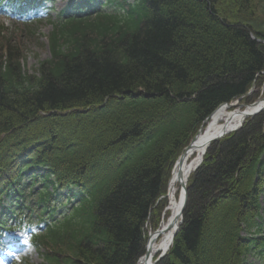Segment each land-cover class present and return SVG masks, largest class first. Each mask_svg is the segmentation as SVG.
Returning <instances> with one entry per match:
<instances>
[{
  "label": "trees",
  "instance_id": "16d2710c",
  "mask_svg": "<svg viewBox=\"0 0 264 264\" xmlns=\"http://www.w3.org/2000/svg\"><path fill=\"white\" fill-rule=\"evenodd\" d=\"M7 1L0 7L12 11L38 5ZM258 2L68 0L33 19L53 31L32 72L0 39V250L31 200L44 264H137L204 121L259 98L246 97L264 86ZM187 190L183 223L157 264L264 259V112L210 146Z\"/></svg>",
  "mask_w": 264,
  "mask_h": 264
},
{
  "label": "bare ground",
  "instance_id": "6f19581e",
  "mask_svg": "<svg viewBox=\"0 0 264 264\" xmlns=\"http://www.w3.org/2000/svg\"><path fill=\"white\" fill-rule=\"evenodd\" d=\"M263 106L264 102L263 105L251 104L244 107L222 105L210 116L201 132L192 138L174 165L166 192L158 204L162 205L161 221L156 229L149 230L145 254L137 264H155L161 254L171 250L175 234L183 221L182 210L189 179L205 157L204 152L211 139L225 131H232L249 120V114Z\"/></svg>",
  "mask_w": 264,
  "mask_h": 264
},
{
  "label": "rangeland",
  "instance_id": "374dc122",
  "mask_svg": "<svg viewBox=\"0 0 264 264\" xmlns=\"http://www.w3.org/2000/svg\"><path fill=\"white\" fill-rule=\"evenodd\" d=\"M63 6L64 2L61 0H57L55 3L57 10H60ZM257 16H259L260 23L264 24V2L257 3ZM52 31L53 26L44 21L40 24L33 23L25 26L13 20L0 18V39H4L3 41H12V45H15L22 51L23 57H25V68L30 72L38 67L40 61L49 57L48 38ZM251 95H257V97H259L257 101L262 99L264 97V86L261 89L254 88V92ZM238 105L246 104L240 101ZM262 203L264 207V202ZM160 221L161 214L157 220L152 217L146 228L147 238L149 230L156 229ZM14 235L15 234L12 236L10 235L7 239H14ZM22 239H24L23 235L20 236L21 241ZM21 243L24 245V248L20 254L15 255L16 262H21V260H23L25 264H44L41 254L38 253L28 241L23 240ZM246 264H264V259L259 260L255 257H250L247 259Z\"/></svg>",
  "mask_w": 264,
  "mask_h": 264
},
{
  "label": "water",
  "instance_id": "95a60500",
  "mask_svg": "<svg viewBox=\"0 0 264 264\" xmlns=\"http://www.w3.org/2000/svg\"><path fill=\"white\" fill-rule=\"evenodd\" d=\"M258 41H259V42H262V41H260V40H258ZM263 44H264V42H263ZM252 93H253V90H251V91L249 92V94H247L246 97L250 96ZM263 102H264V98H263L261 101H258V103H257V102L254 103L253 105H256V106H257V104H258V105H260V104L263 105ZM259 103H260V104H259ZM238 104H239V102H236V103L231 104V105H232V106H236V105H238ZM225 105H227V104H225ZM242 107H244V106H242ZM263 112H264V106L261 107L259 110H257V111H255V112L249 114L247 117H248V119H252V118L256 117L257 115H259V114H261V113H263ZM209 119H210V117H208V118L204 121V123H203V125L201 126L200 130L198 131V133L201 132V130L205 127V125H206V123H207V121H208ZM244 123H245V122H242L238 127L234 128V129H233L232 131H230V132L225 131V132H223V133H221V134L215 136L213 139H211V141L209 142V144H208L207 147H206V150H205V152H204V156L206 155L208 149L210 148V146H211L213 143L218 142V141H221V140H223L226 136H228V135H230V134H232V133L237 132L238 130H240V129L243 127ZM198 133H197V134H198ZM203 161H204V157H203L201 163L196 167L195 171H197V170L201 167V165L203 164ZM160 200H162V199H160ZM187 204H188V190H187V188H186V198H185V203H184V207H183V210H182V217H183L184 211H185V209H186V207H187ZM182 220H183V218H182ZM181 225H182V222H181ZM178 231H179V229L177 230V232H176V234H175V237L177 236ZM175 237H174V239H175ZM166 255H167V252L161 254V255L158 257L157 262H156L155 264H157L159 261H161L163 258H165Z\"/></svg>",
  "mask_w": 264,
  "mask_h": 264
}]
</instances>
